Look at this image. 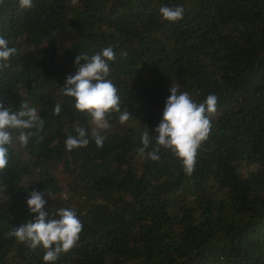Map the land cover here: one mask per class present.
<instances>
[{"label":"trees","instance_id":"16d2710c","mask_svg":"<svg viewBox=\"0 0 264 264\" xmlns=\"http://www.w3.org/2000/svg\"><path fill=\"white\" fill-rule=\"evenodd\" d=\"M165 5L182 6L183 18L163 20ZM0 36L17 49L0 96L13 110L27 101L44 122L0 173V264H45L42 247L5 237L35 219L33 191L45 193L50 218L69 208L83 224L55 264H264V0H0ZM107 47L133 126L68 152L76 127L92 130L61 88L79 53ZM173 84L197 103L218 98L190 176L168 152L137 154L142 132L158 135Z\"/></svg>","mask_w":264,"mask_h":264},{"label":"clouds","instance_id":"9594fccd","mask_svg":"<svg viewBox=\"0 0 264 264\" xmlns=\"http://www.w3.org/2000/svg\"><path fill=\"white\" fill-rule=\"evenodd\" d=\"M78 0H71L75 5ZM20 9H30L32 0H18ZM182 6H161L159 15L167 22H177L183 18ZM17 53L15 47H9L8 41L0 36V70L7 67V61ZM115 52L111 47L89 56L79 53L75 58L76 72L65 78V86L61 94L71 98L74 103L70 107L76 114L87 115L93 125L91 137L84 127H76L77 135H69L65 141L68 152L73 149L85 148L94 141L97 148H102L106 137L102 135L110 128L108 118L119 113L121 125L131 117L121 111L118 88L109 79V62L115 60ZM81 61L84 63L81 64ZM217 96L209 94L204 102L193 101L187 91H182L178 84L170 88V95L165 102L162 118L155 128L158 134L153 141L149 130L141 133V144L137 151L140 158L152 161L160 159L161 150L170 153L181 161L182 169L187 175L194 171L198 149L207 141L212 131V120L217 112ZM5 97L0 96V173L9 165V151L18 142L21 147H27L29 138L39 135L44 122L39 118L36 107L27 101L19 105L18 110L4 103ZM62 105L56 103L53 115L59 116ZM36 129L35 132L27 131ZM147 129V128H146ZM42 139V137H41ZM51 197V194L47 192ZM45 193L33 191L26 201L35 219L5 233L6 238H15L18 243L26 244L30 249H44L45 264H55L60 255L74 248L79 241L83 229L76 212L69 208H61L56 217L50 218L44 211L47 201Z\"/></svg>","mask_w":264,"mask_h":264},{"label":"rangeland","instance_id":"374dc122","mask_svg":"<svg viewBox=\"0 0 264 264\" xmlns=\"http://www.w3.org/2000/svg\"><path fill=\"white\" fill-rule=\"evenodd\" d=\"M60 45H63L60 43ZM119 113L114 114L113 116L108 118V122L110 124V128L106 130L105 132H102L101 134L104 136H109L110 134L113 133H124L126 131V128H128L127 125L133 126V124L128 120L125 122V124L121 125L118 120ZM89 126L91 127V130L93 128V125L91 124V119L90 122L88 123ZM63 179L67 180V177L63 175Z\"/></svg>","mask_w":264,"mask_h":264}]
</instances>
